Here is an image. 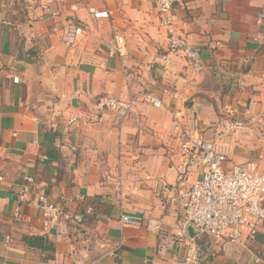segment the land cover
I'll return each instance as SVG.
<instances>
[{
  "label": "crops",
  "instance_id": "obj_1",
  "mask_svg": "<svg viewBox=\"0 0 264 264\" xmlns=\"http://www.w3.org/2000/svg\"><path fill=\"white\" fill-rule=\"evenodd\" d=\"M172 1L167 28L155 0H25L22 14L0 0V264H176L201 169L181 152L174 113L228 167L264 175V0ZM168 29L198 52L200 72L169 51ZM102 97L131 101L128 118L97 112ZM223 118L245 127L227 132ZM41 197L59 205L57 223L45 226ZM197 242L198 264H264L262 232Z\"/></svg>",
  "mask_w": 264,
  "mask_h": 264
},
{
  "label": "built area",
  "instance_id": "obj_2",
  "mask_svg": "<svg viewBox=\"0 0 264 264\" xmlns=\"http://www.w3.org/2000/svg\"><path fill=\"white\" fill-rule=\"evenodd\" d=\"M158 13L167 28L176 22L175 9L172 0H155ZM75 11L76 8H73ZM90 12L96 17H106V13ZM168 49L170 52H181L189 59L195 72L202 70V63L197 51L192 50L186 39L168 29ZM115 52L124 55L123 37L115 34L113 37ZM129 81L128 75L124 76ZM147 101L155 108H161L163 103L153 95H148ZM97 112L110 111L117 122L125 121L132 109L131 101H122L114 97L97 99ZM170 123L171 129L182 139L181 152L185 157L196 160L201 169L200 178L194 182L185 194L183 208V226L175 233V237L183 245L184 255L176 264H198L199 246L197 239L207 236L219 242L231 244L251 243L260 232L264 233V175L254 163L226 165V154L217 143L203 139L197 125L187 129L181 122L180 113H174ZM75 118L71 117L70 122ZM222 126L227 132L235 133L241 130L244 122L237 118H223ZM264 133V131H263ZM1 180V178H0ZM42 203L45 226L53 225L64 217L59 205L49 203L40 198ZM121 226L134 222L131 216L121 214ZM195 232L194 237L188 235V229Z\"/></svg>",
  "mask_w": 264,
  "mask_h": 264
},
{
  "label": "rangeland",
  "instance_id": "obj_3",
  "mask_svg": "<svg viewBox=\"0 0 264 264\" xmlns=\"http://www.w3.org/2000/svg\"><path fill=\"white\" fill-rule=\"evenodd\" d=\"M26 5L27 3L25 2V0H18V3L14 7L18 11V13L22 14V12L25 10ZM8 6H9V9H11L12 4L7 5V7Z\"/></svg>",
  "mask_w": 264,
  "mask_h": 264
},
{
  "label": "water",
  "instance_id": "obj_4",
  "mask_svg": "<svg viewBox=\"0 0 264 264\" xmlns=\"http://www.w3.org/2000/svg\"><path fill=\"white\" fill-rule=\"evenodd\" d=\"M189 234H190V236H193L191 228H189Z\"/></svg>",
  "mask_w": 264,
  "mask_h": 264
},
{
  "label": "trees",
  "instance_id": "obj_5",
  "mask_svg": "<svg viewBox=\"0 0 264 264\" xmlns=\"http://www.w3.org/2000/svg\"><path fill=\"white\" fill-rule=\"evenodd\" d=\"M36 240H38V239H36Z\"/></svg>",
  "mask_w": 264,
  "mask_h": 264
}]
</instances>
